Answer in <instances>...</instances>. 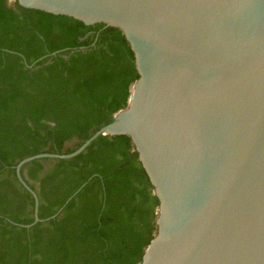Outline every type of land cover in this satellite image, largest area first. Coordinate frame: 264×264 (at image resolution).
Listing matches in <instances>:
<instances>
[{"label":"water","instance_id":"water-1","mask_svg":"<svg viewBox=\"0 0 264 264\" xmlns=\"http://www.w3.org/2000/svg\"><path fill=\"white\" fill-rule=\"evenodd\" d=\"M17 1L119 28L138 73L126 106L76 149L16 163L31 224L24 163L125 134L158 199L137 264H264V0Z\"/></svg>","mask_w":264,"mask_h":264},{"label":"trees","instance_id":"trees-1","mask_svg":"<svg viewBox=\"0 0 264 264\" xmlns=\"http://www.w3.org/2000/svg\"><path fill=\"white\" fill-rule=\"evenodd\" d=\"M137 77L119 28L0 0V264L141 260L158 199L128 135L24 163L38 196L33 224V197L15 173L24 157L76 149L126 106Z\"/></svg>","mask_w":264,"mask_h":264}]
</instances>
